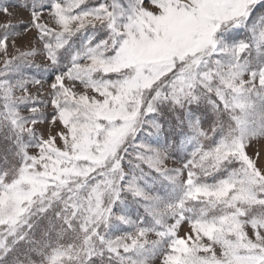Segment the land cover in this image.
<instances>
[{"label":"snow or ice","instance_id":"6c2138e0","mask_svg":"<svg viewBox=\"0 0 264 264\" xmlns=\"http://www.w3.org/2000/svg\"><path fill=\"white\" fill-rule=\"evenodd\" d=\"M0 18V264H264V0Z\"/></svg>","mask_w":264,"mask_h":264},{"label":"rangeland","instance_id":"374dc122","mask_svg":"<svg viewBox=\"0 0 264 264\" xmlns=\"http://www.w3.org/2000/svg\"><path fill=\"white\" fill-rule=\"evenodd\" d=\"M25 18H26V16H25ZM0 19H2V18H0ZM19 19H20V17L17 16V17L14 19V22H15L16 20H19ZM30 39H31V34L26 35V36H22V37L18 38L19 43L22 44V45H27V43H28V41H29ZM254 148H259L261 151H264V140L260 141V142H259L258 144H256V145H254ZM250 151H251V150H250ZM169 166H170V167H173V166H175V164H174L173 162H169Z\"/></svg>","mask_w":264,"mask_h":264}]
</instances>
